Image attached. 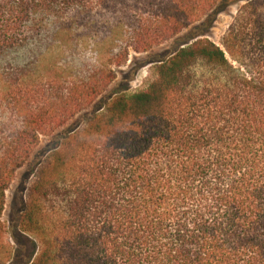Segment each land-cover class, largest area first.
I'll return each mask as SVG.
<instances>
[{"label": "trees", "instance_id": "obj_1", "mask_svg": "<svg viewBox=\"0 0 264 264\" xmlns=\"http://www.w3.org/2000/svg\"><path fill=\"white\" fill-rule=\"evenodd\" d=\"M239 1L0 0V264L6 192L43 136L27 264H264V0L205 36ZM196 24L145 89L100 104L131 51Z\"/></svg>", "mask_w": 264, "mask_h": 264}, {"label": "rangeland", "instance_id": "obj_2", "mask_svg": "<svg viewBox=\"0 0 264 264\" xmlns=\"http://www.w3.org/2000/svg\"><path fill=\"white\" fill-rule=\"evenodd\" d=\"M246 0L239 1L232 4L226 10L219 13L215 18L212 27L206 32V37L213 40L219 46L229 26L234 20L239 7L245 3ZM197 24L183 32L175 39L157 46L153 51L148 53L130 52L127 63L120 67H114L117 74L115 82L104 93L100 104L110 97L114 96L116 92L126 91L127 93L138 92L145 89L152 81L157 78L156 66L161 61L167 60L173 52L182 44L181 39L187 37L191 30L196 28ZM196 28L193 31H197ZM97 34H90V36L82 39V49H78L77 53L83 57L85 54L87 58L95 57L101 50V46L94 43ZM102 45V44H101ZM104 45H102L103 47ZM100 54V53H99ZM72 57L68 56L67 60ZM91 59V60H92ZM90 60V61H91ZM77 71L79 69H76ZM93 108H89L85 113H91ZM63 130V129H61ZM50 142V136H43L42 141L35 154L32 156L29 163L21 168L10 188L6 192V204L3 212V220L6 224V240L10 243L12 250V259L8 264H27L33 259L38 250V243L29 235L24 234L19 229V217L24 209L27 199L28 189L33 182V176L30 172L31 162L42 158L46 154V148ZM33 165V164H32Z\"/></svg>", "mask_w": 264, "mask_h": 264}]
</instances>
